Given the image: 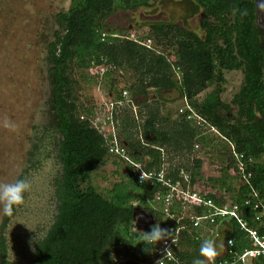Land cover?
<instances>
[{"label": "trees", "instance_id": "trees-1", "mask_svg": "<svg viewBox=\"0 0 264 264\" xmlns=\"http://www.w3.org/2000/svg\"><path fill=\"white\" fill-rule=\"evenodd\" d=\"M154 1L72 0L67 13L57 15L62 31L55 32L49 54L54 62L52 96L61 136L57 151L61 171L54 179V218L44 236L36 242L34 264H115V258L122 254H129L135 263L149 261L154 246L142 250L139 241L142 234L132 230L135 207L131 201L133 198L138 200L158 221L159 214L148 204V199L156 191L167 189L155 181L139 183L128 174L131 179L114 184L107 192L90 183V173L107 161L108 146L105 137L91 125L92 110L75 96L76 82L67 75L69 62L83 78L98 76L89 71L91 68L98 70L100 66L105 67L104 78L111 75V69H129L136 78L129 88L133 95L143 96L144 100L149 97V89L156 93L178 89L197 114L218 130L227 146L232 143L236 151L254 159L252 186L264 195V166L256 162L264 154V50L257 41L258 1L190 0L195 10L203 13V36L168 20L150 22L146 36L141 34L126 41L114 36V30L105 22V18L118 8L149 7ZM151 39L172 47L176 59L171 63L153 51L151 45H146ZM216 69L225 72L239 69L242 73L239 90L233 94L230 103L220 100L215 91L208 92L198 102L195 97L214 82ZM173 73H179V84L172 79ZM110 84L113 86V81ZM122 91L116 98L123 97ZM232 106L236 107L234 114ZM151 111L143 122L142 135L147 141L136 138L138 128L134 115H124L118 128L132 158L143 162L146 168L160 169V151L152 147L155 144H169L174 153H190L196 143L207 144L201 126L192 124L185 115L164 128L159 125L156 113ZM227 146L220 153L221 159L211 163L207 178L210 184L199 182L204 172L205 158L202 156L188 162L178 160L169 166L166 178L172 182L182 180L181 168L189 174L191 186L215 202L231 191L228 201L242 205L250 186L238 183L235 189L224 179L236 178L230 170L236 161ZM176 153L174 155L178 157ZM132 189L137 194H133ZM243 209L250 220L251 210L244 206ZM153 224H157L156 221ZM219 229L221 238L234 239V250L249 245L243 240L244 234L234 219H224ZM185 239L192 243L188 235ZM0 250L5 261L3 237ZM187 253L186 250L178 253L182 264H186L184 258L194 257Z\"/></svg>", "mask_w": 264, "mask_h": 264}, {"label": "rangeland", "instance_id": "rangeland-1", "mask_svg": "<svg viewBox=\"0 0 264 264\" xmlns=\"http://www.w3.org/2000/svg\"><path fill=\"white\" fill-rule=\"evenodd\" d=\"M71 2L72 0H0V182L11 183L17 179H26L31 185L24 193V202L13 206L12 215L0 217V239L4 238L6 247L5 261L0 250V264H34L36 242L44 236L56 211L54 179L61 171L57 157L61 136L57 128L58 115L52 96L54 62L49 54V48L55 32L62 31L57 22V15L67 13ZM202 17L203 13L195 10L190 0H155L149 7H138L133 10L118 8L105 18V22L114 30V36L127 41V38L134 39L137 35L146 36L148 23L168 20L203 36ZM257 25L259 28L257 41L264 50V22L260 15ZM146 43L171 63L176 59L172 47L163 43L157 44L153 39ZM111 70V75L105 78L103 76L83 78L74 70L73 63L69 62L67 75L76 82L75 96L77 95L79 101L85 103L92 113L95 108L101 106L104 112V108L109 107L105 103L116 99L121 90L127 91L134 105H128L127 108L119 106L114 111L110 110L117 119L116 130L124 115L137 116L136 138L147 141L142 135L143 122L149 117L150 109L156 113V117L160 119L159 125L164 128L170 127L174 120L186 114L179 113L180 108H186L187 100L180 95L178 89H164L158 93L154 89H149V97L144 100L143 96L133 95L129 88L136 82L129 69ZM172 79L179 84V73H173ZM110 81H113V86ZM241 83L242 73L239 69L230 72L216 69L214 82L195 98L200 102L208 92L215 91L220 100L230 103ZM189 106L196 114L194 118L187 120L201 126L203 136L207 137V144L197 143L199 147L196 149L193 147L194 150L190 153L175 151L178 157L174 155L169 144L155 146L165 152L162 156L164 159L160 158V162L168 164V169L178 160L188 162L198 156L204 157L205 163L202 164L204 172L199 181L202 185L208 181L213 165L211 163L221 159L220 153L225 151L227 142L220 133H217V129L199 118L191 104ZM235 111L236 107L232 106L233 114ZM115 128L109 125L105 127V132L109 134L115 131ZM107 157V161L91 172L89 178L90 183L102 192L112 189L116 183H125L131 179L122 162L116 164L117 158L110 154ZM256 162L264 166V154ZM224 179L229 181L230 185L226 181L224 183L236 189L238 181L234 176L231 180L229 177ZM210 183L208 181L207 184ZM131 191L137 194L135 189ZM231 195V191L226 192V198ZM149 200L150 198L148 204L152 206ZM131 204L137 208V213L145 212V208L138 200L133 198ZM154 206L158 210L159 206L156 204ZM143 227L136 225L135 231L143 235ZM205 239L207 237L204 234L200 238V244L193 240L190 243L185 239L183 249L188 251L187 254L194 255L192 258H184L186 264H193L196 259H204L199 254V248ZM220 242L222 243L221 239L217 240L215 245L217 250L221 251ZM114 263L138 264L129 254L116 257Z\"/></svg>", "mask_w": 264, "mask_h": 264}, {"label": "built area", "instance_id": "built-area-1", "mask_svg": "<svg viewBox=\"0 0 264 264\" xmlns=\"http://www.w3.org/2000/svg\"><path fill=\"white\" fill-rule=\"evenodd\" d=\"M89 72L102 76L105 67L100 66L98 70L91 68ZM89 72L87 71V73ZM122 96V98H116L110 100L107 104L105 103L109 107L104 108V112L101 110L102 106L101 108H95L91 117V125L105 137L108 154L113 155L124 166H127L128 174L132 178L139 183L155 181L161 186L167 187L164 191H156L149 201H151L152 207L160 217L158 221L153 217L154 221L162 227L176 229L171 238L154 246L149 261L139 262L138 264H182V259L178 256V253L184 251L183 241H185V237L188 235L194 242H200L203 234L206 235L207 239H212L215 242L219 239L222 240V250H217L218 255L215 257L213 264H264V195L252 186L254 159L236 151L232 143L228 144V150L236 161L234 167L230 169L232 174L236 176L238 183L250 186L249 192L243 196L242 205L237 202L230 203L228 197L226 198V194L221 201L215 202L212 197H207L200 189L192 187L189 175L184 173L181 168L179 173L182 180L172 182L170 178H166L168 164L161 162L159 170L155 168L148 169L143 162L135 161L128 152L127 146L119 136L118 129L115 128L117 122L115 120L117 119L112 114L116 107L134 105L126 90L122 91ZM80 103L86 106L85 103ZM111 109L113 111H110ZM133 110H135V107ZM179 111L180 114L186 113L187 119L194 118L196 114L190 108L188 102L186 108H180ZM135 117L137 118V116ZM199 118L201 117L199 116ZM109 125L115 128L117 133L115 131H111L109 134L106 133L105 127ZM152 147L160 151V158L163 160L162 156L165 152L158 146ZM194 147L196 149L199 145L196 143ZM141 172L148 178L140 180ZM154 204L159 206L158 210ZM243 206L251 210L250 220L245 217ZM227 218L235 220L238 228L244 234L243 240L249 243L248 246H243L239 251L234 250L232 247L233 238H221L219 226ZM135 226L136 221L134 220L133 231L136 229ZM173 240L175 243H172ZM165 244L168 245L167 251H164Z\"/></svg>", "mask_w": 264, "mask_h": 264}, {"label": "clouds", "instance_id": "clouds-1", "mask_svg": "<svg viewBox=\"0 0 264 264\" xmlns=\"http://www.w3.org/2000/svg\"><path fill=\"white\" fill-rule=\"evenodd\" d=\"M264 7V5H262ZM146 175L141 172L140 180L147 179ZM30 182L26 179H17L14 182L6 183L0 182V217L11 216L13 213V206L20 205L24 202V193L30 189ZM142 218V217H140ZM176 229L162 227L160 224L151 225L139 241L143 245V249L155 246L161 242L167 241L171 238ZM172 243H175L173 240ZM231 243V241H229ZM168 250V245L165 244L164 251ZM199 254L204 259H196L193 264H213L215 257L218 255L215 241L212 239H205L202 241Z\"/></svg>", "mask_w": 264, "mask_h": 264}, {"label": "water", "instance_id": "water-1", "mask_svg": "<svg viewBox=\"0 0 264 264\" xmlns=\"http://www.w3.org/2000/svg\"><path fill=\"white\" fill-rule=\"evenodd\" d=\"M257 1H258L257 2V6H258L257 15L259 16L261 13L264 16V7H262V5H264V0H257ZM259 1H260V3H259ZM136 210H137V208H135V210H134L136 225L137 226L143 225L144 229L148 228L154 222L153 217L146 211L143 213H137L138 210L137 211ZM137 215H138V217H137ZM140 217H142V218H140Z\"/></svg>", "mask_w": 264, "mask_h": 264}, {"label": "flooded vegetation", "instance_id": "flooded-vegetation-1", "mask_svg": "<svg viewBox=\"0 0 264 264\" xmlns=\"http://www.w3.org/2000/svg\"><path fill=\"white\" fill-rule=\"evenodd\" d=\"M259 3H260V1H259ZM260 17H261V20L264 22V16L261 13H260Z\"/></svg>", "mask_w": 264, "mask_h": 264}, {"label": "bare ground", "instance_id": "bare-ground-1", "mask_svg": "<svg viewBox=\"0 0 264 264\" xmlns=\"http://www.w3.org/2000/svg\"><path fill=\"white\" fill-rule=\"evenodd\" d=\"M147 182H149V181H147Z\"/></svg>", "mask_w": 264, "mask_h": 264}]
</instances>
